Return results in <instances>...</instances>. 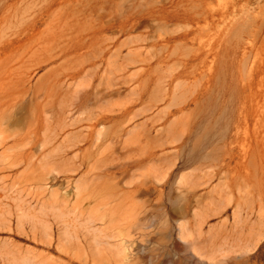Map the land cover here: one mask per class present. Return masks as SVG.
Wrapping results in <instances>:
<instances>
[{"label":"rangeland","instance_id":"374dc122","mask_svg":"<svg viewBox=\"0 0 264 264\" xmlns=\"http://www.w3.org/2000/svg\"><path fill=\"white\" fill-rule=\"evenodd\" d=\"M188 1L0 0V264H264V0Z\"/></svg>","mask_w":264,"mask_h":264},{"label":"bare ground","instance_id":"6f19581e","mask_svg":"<svg viewBox=\"0 0 264 264\" xmlns=\"http://www.w3.org/2000/svg\"><path fill=\"white\" fill-rule=\"evenodd\" d=\"M171 1V7L169 8H166L165 6L161 5L160 7H158L157 9H151L150 12H151V16L157 20L158 22H165L167 19H172V18H180L182 19L183 21H186L187 23H193V22H196L198 23L199 20H198V16L202 19V20H205L207 18V15H206V12L204 9H199L197 10L196 8H194L193 5H188L187 1L188 0H170ZM198 2L200 0H197ZM189 2V1H188ZM197 2V3H198ZM191 3V2H190ZM186 5V6H185ZM181 6L184 8H181ZM197 7V6H196ZM181 8V9H180ZM126 17V16H125ZM191 28V27H190ZM203 28V27H202ZM201 29V27H200ZM67 33V32H66ZM63 34V33H62ZM67 35V34H65ZM62 36V35H61ZM60 36V37H61ZM70 36V35H69ZM66 37V36H65ZM92 37H95V34L92 35ZM77 38V37H76ZM101 38V37H100ZM104 38V37H103ZM107 38V37H106ZM70 39V37H69ZM85 39V38H84ZM108 39V38H107ZM71 40V39H70ZM97 40V39H96ZM95 40V41H96ZM73 41V39H72ZM71 41V42H72ZM83 41V40H82ZM108 41V40H107ZM65 42V41H64ZM104 42V41H103ZM67 43V41H66ZM83 43V42H82ZM63 44V43H61ZM79 42H76V43H72V44H69L67 43L64 44L66 45L64 48L61 47V50L65 51L67 50L66 48H76L78 46ZM91 44V43H90ZM108 47V45L106 46V48ZM105 48V49H106ZM69 51V50H68ZM70 52V51H69ZM101 51H99L100 53ZM68 53V52H66ZM96 55V54H95ZM108 65V64H107ZM116 90V89H115ZM117 91V90H116ZM77 104V103H76ZM79 105V104H78ZM123 106V105H122ZM122 106H121V109H122ZM119 108V110H121ZM125 111V109H124ZM123 111V112H124ZM114 112V111H113ZM121 112V111H120ZM92 113V112H91ZM90 112H87V115L85 116V118L89 121V126L91 128L94 127V124L96 123V121H99L101 119H105L107 118L108 114L107 113H96L95 115H92ZM111 115V114H110ZM153 117H151L152 119ZM156 119H153V121H155ZM152 122V121H151ZM155 123V122H154ZM153 123V124H154ZM152 125V124H151ZM150 129V128H149ZM148 130V128H147ZM33 130L31 129H27L26 131V134H30ZM145 131V130H144ZM259 139L262 141V147H264V133L263 134H260L258 135ZM151 154L154 155L155 154V151H151Z\"/></svg>","mask_w":264,"mask_h":264}]
</instances>
